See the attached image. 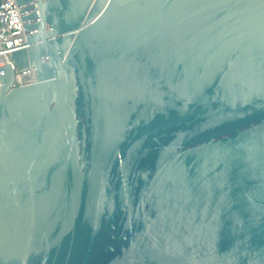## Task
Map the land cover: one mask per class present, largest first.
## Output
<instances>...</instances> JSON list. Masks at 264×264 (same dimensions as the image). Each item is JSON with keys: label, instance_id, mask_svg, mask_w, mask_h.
Here are the masks:
<instances>
[{"label": "water", "instance_id": "95a60500", "mask_svg": "<svg viewBox=\"0 0 264 264\" xmlns=\"http://www.w3.org/2000/svg\"><path fill=\"white\" fill-rule=\"evenodd\" d=\"M16 1L0 264H264V0Z\"/></svg>", "mask_w": 264, "mask_h": 264}, {"label": "built area", "instance_id": "2783aa9c", "mask_svg": "<svg viewBox=\"0 0 264 264\" xmlns=\"http://www.w3.org/2000/svg\"><path fill=\"white\" fill-rule=\"evenodd\" d=\"M27 47V37L16 0H0V66L11 64L13 81L9 91L33 85L37 79L22 80L36 75L34 66L20 69L12 56V51Z\"/></svg>", "mask_w": 264, "mask_h": 264}]
</instances>
